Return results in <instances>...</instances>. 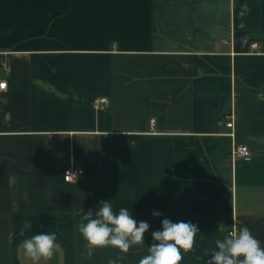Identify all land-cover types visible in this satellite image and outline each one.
Wrapping results in <instances>:
<instances>
[{"label":"crops","instance_id":"1","mask_svg":"<svg viewBox=\"0 0 264 264\" xmlns=\"http://www.w3.org/2000/svg\"><path fill=\"white\" fill-rule=\"evenodd\" d=\"M0 79V264H139L164 218L200 231L180 264L243 227L264 247V0H0ZM102 201L144 245L83 257ZM53 232L51 259L25 255Z\"/></svg>","mask_w":264,"mask_h":264},{"label":"clouds","instance_id":"2","mask_svg":"<svg viewBox=\"0 0 264 264\" xmlns=\"http://www.w3.org/2000/svg\"><path fill=\"white\" fill-rule=\"evenodd\" d=\"M198 72L203 74V70L198 69ZM70 163H74V159ZM65 176L75 180L78 178L74 171L67 172ZM152 215L159 217L161 213L153 211ZM161 225L162 230L152 232L153 243L147 247L148 255L139 264H180L183 259L181 250H193L196 234L200 232L197 225L184 221L173 223L168 218H164ZM24 227L31 228L30 222L26 221ZM148 230L149 224L145 221L137 223L126 208H121L115 214L109 201H102L95 211V218L93 210L89 209L86 214L83 213L82 222L78 225V231L87 241L86 253L82 255L85 259H91L94 249L108 246L127 253L133 246L144 245V234ZM20 235H24L23 229ZM56 240L54 232L42 233L25 239L22 247L25 255L33 261L51 259L58 247ZM215 243L216 249L207 264H264V247L247 227L234 231L223 240L217 239ZM122 259V256L110 259L108 264H118Z\"/></svg>","mask_w":264,"mask_h":264},{"label":"built area","instance_id":"3","mask_svg":"<svg viewBox=\"0 0 264 264\" xmlns=\"http://www.w3.org/2000/svg\"><path fill=\"white\" fill-rule=\"evenodd\" d=\"M4 65L5 70L8 72L10 71V65L6 62H2ZM8 88V81L7 79H0V91H4ZM109 102V99L107 97H97L94 99V106L96 108H103L106 106ZM153 121V120H152ZM154 122V121H153ZM226 125L233 126V121H227ZM252 155L250 147L245 143H236L234 147L232 148V151L229 154V158L233 161L236 158H249ZM80 170V171H78ZM69 171L77 172L78 178L82 176L85 172L83 168H75L73 166H68L64 171V178L65 180L72 181L75 180L72 177H66L65 174ZM77 178V179H78ZM234 231H230V233H233Z\"/></svg>","mask_w":264,"mask_h":264}]
</instances>
